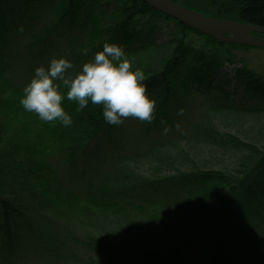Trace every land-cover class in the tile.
<instances>
[{"label": "trees", "instance_id": "trees-1", "mask_svg": "<svg viewBox=\"0 0 264 264\" xmlns=\"http://www.w3.org/2000/svg\"><path fill=\"white\" fill-rule=\"evenodd\" d=\"M44 1L47 0H0V49L12 42L4 37L8 18L23 14L25 5L32 7ZM173 1L210 18L264 27V0ZM55 10L58 20L37 40L38 44L52 42L53 37L62 38L65 32L86 33L85 41H79V46L71 49L68 60L73 68L67 72L68 76L81 71L82 65L92 60L105 42L122 46L133 70L143 69L149 96L159 98L155 119L141 123L146 131L154 128L160 131L164 125L177 123L194 94L204 98L201 109L207 113L264 114V79L242 65L232 69L236 86L254 101L243 110L235 107L233 95L225 89L231 81L219 78L225 66H234L236 62L228 49L249 47L217 42L140 0H62ZM79 16L84 21H79ZM161 34L167 36L166 42L159 43ZM193 38L197 42L190 41ZM3 52H0V139L6 133V125L22 120L17 123L20 125L17 133H21L9 138L5 147L0 145V236L7 241L4 252L7 257L14 255V241L24 234L40 238L44 254L56 250L53 244H66L68 231L55 235L47 226L53 228L57 222L63 225L61 231L67 229L72 225L67 219L68 206L79 208V204L87 216L96 214V210L108 212L117 216L116 220L129 221L132 227L148 224L142 236L152 232L162 235L137 247L121 244L118 248L108 241L96 243L97 254L110 264H246L245 254L253 255L254 248L258 255L264 251V144L241 141L229 133L218 134L217 130L202 125L207 130L203 136L214 145L218 156L235 154L230 155L237 162L233 170L194 168L192 172L155 179L119 176L113 185L103 182L93 189L88 184L82 194L76 193L68 184L70 180L66 182L64 176L59 177L50 167L56 155L63 156L60 160L67 165V174L82 177L85 171L80 168L112 141L120 132V125L104 121L102 105L89 102L82 111H77V103L67 100L68 89L63 86L62 107L71 116L72 124L66 127L58 120L42 121L20 104L23 93L17 92L6 79ZM44 52L40 47L36 56H45ZM15 171L20 173L13 181L16 187L11 186V196L4 197L3 187L11 185L6 174ZM159 195L173 196V208L190 205L188 218L174 226L166 225L161 221L164 202L157 199ZM45 216L51 221L42 228L38 221ZM143 218L146 220L140 222ZM241 225L249 228L236 236L233 230H240ZM230 246L236 250L232 251Z\"/></svg>", "mask_w": 264, "mask_h": 264}, {"label": "rangeland", "instance_id": "rangeland-1", "mask_svg": "<svg viewBox=\"0 0 264 264\" xmlns=\"http://www.w3.org/2000/svg\"><path fill=\"white\" fill-rule=\"evenodd\" d=\"M60 1L62 0H47L44 3H36L32 7L25 5L24 10L20 8L24 11L23 14L19 13L20 16H14L13 19L8 18V31L4 37H6V41L9 39L12 42L6 47H1L0 52H3V49L6 50L2 54L6 64V79L19 93H23L24 87L30 83L37 67H47L54 57L70 58L71 49H75L81 42L85 41L86 33L83 30H77L65 32L61 36L62 38L53 37L52 42L49 40L45 44L37 43V40L42 38L44 33L58 20L59 14L55 8L59 6ZM79 21H84L83 17L79 16ZM160 38L159 43L167 41L165 34H161ZM79 41L80 43H78ZM190 41L197 42L195 39ZM40 47L45 49L44 53H47L45 56H36ZM158 51L161 50H155L153 53L163 52ZM228 51L237 63L235 62L234 66H225L221 70L219 78L231 81L225 85V89L233 95L235 107L240 106L243 110L248 109L254 104V101L249 98L243 88L236 86L232 69L242 65L264 79V49L229 48ZM69 75L71 74L69 73ZM151 98L156 100L157 105L159 98L154 96ZM203 100V97L194 94L192 100L186 102L188 109H186L185 114L181 115L179 121L177 123L175 121V124L162 126L160 131H155V128L146 131L145 128L141 127V123L144 122L134 118L125 119L124 123L120 125V132L113 136L112 141L107 142L95 157L85 162V165L80 168L85 171L82 177L67 174V165L60 160L63 159L62 155H60L61 158L56 155L57 158L50 167L54 168L59 177L64 176L66 182L70 180L68 184L72 185L76 193L79 194L85 191L88 184H91L93 189L100 187L103 182L113 185V182L117 180L116 177L119 176L131 178L134 175L155 179L172 174L192 172L190 170L194 168L206 171L233 170L237 162L235 156L230 155L235 154L233 152L228 153L229 155L222 153L223 157L218 156V153L214 151V145H211L203 136L207 130L202 129V125L217 130L218 134L229 133L241 141L248 140V142L264 144V114L248 112L207 113L201 109ZM20 121L17 123L19 124ZM9 122L13 123L14 120ZM14 123L12 126L4 124L6 125V133H3L0 139L2 147H5L4 145L9 138L21 133V131L17 133L20 125ZM145 124L148 123L145 122ZM165 128L168 129L167 133L164 131ZM50 148L54 147L50 145ZM49 155L50 153L47 154V159L51 162ZM47 159H45L46 166H48L46 164ZM19 174L16 171L13 174H6V179L11 185L3 187L2 195L4 197L11 196L10 187H16L13 181L16 180L15 176ZM76 193L73 192L75 195ZM172 197L161 198L160 195L157 197L164 202V213L161 221L168 226H174L177 222L181 223L186 220L190 212V205L186 208L182 206L173 208ZM31 204L32 202H30ZM96 211V214H90L89 217L85 210L81 209V204H79V208L72 205L68 206L67 219L72 221V225L63 231H61L63 225L57 222L54 223V229L48 227V221L51 220H48L46 216L45 219H40L38 222L42 228L46 225L47 228L55 232V235L68 231L66 233L67 243L62 246L53 244L52 248H56V250H51L47 254L42 253L40 238L24 234L14 241V255L7 257L4 254L7 241H4L5 238L0 236V264H110L97 254L96 243L108 241L110 244L115 243L118 248H121L119 247L121 244L137 247L154 240L155 237L158 239L162 236L155 232L144 233L142 236L141 233L146 230L148 224H143L142 228L139 226L132 227L129 221L120 218L116 220L117 216L115 218L108 212ZM140 220L142 222L146 219ZM248 228L246 225H241L240 230L235 228L233 233L237 236ZM229 249L236 250L231 246ZM251 251L257 255L245 254L243 258L246 260V264H264V251L259 255L257 248ZM236 260L239 261V259ZM200 264H206V262Z\"/></svg>", "mask_w": 264, "mask_h": 264}, {"label": "clouds", "instance_id": "clouds-1", "mask_svg": "<svg viewBox=\"0 0 264 264\" xmlns=\"http://www.w3.org/2000/svg\"><path fill=\"white\" fill-rule=\"evenodd\" d=\"M72 68V62L64 57H54L47 67H37L23 89L22 107L37 114L42 121L58 120L70 126L72 118L62 107L60 88L63 86L68 89L67 100L77 103V111H82L89 102L102 105V116L107 124L118 126L127 118L147 123L155 119L156 100L148 94L145 83L148 78L142 68L133 70L122 46L105 42L103 49L82 65L81 71L68 76ZM164 131L167 133L168 129Z\"/></svg>", "mask_w": 264, "mask_h": 264}, {"label": "water", "instance_id": "water-1", "mask_svg": "<svg viewBox=\"0 0 264 264\" xmlns=\"http://www.w3.org/2000/svg\"><path fill=\"white\" fill-rule=\"evenodd\" d=\"M158 13L176 20L213 40L231 45L264 49V27L204 16L173 0H140Z\"/></svg>", "mask_w": 264, "mask_h": 264}]
</instances>
